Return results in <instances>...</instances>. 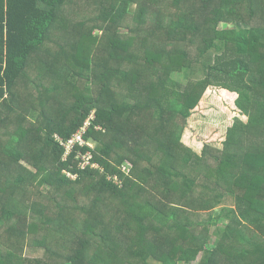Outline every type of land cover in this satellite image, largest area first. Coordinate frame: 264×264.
I'll use <instances>...</instances> for the list:
<instances>
[{
    "label": "trees",
    "instance_id": "trees-1",
    "mask_svg": "<svg viewBox=\"0 0 264 264\" xmlns=\"http://www.w3.org/2000/svg\"><path fill=\"white\" fill-rule=\"evenodd\" d=\"M262 24L264 0H0V264H264ZM211 86L247 120L194 151Z\"/></svg>",
    "mask_w": 264,
    "mask_h": 264
},
{
    "label": "rangeland",
    "instance_id": "rangeland-1",
    "mask_svg": "<svg viewBox=\"0 0 264 264\" xmlns=\"http://www.w3.org/2000/svg\"><path fill=\"white\" fill-rule=\"evenodd\" d=\"M136 5L132 4L131 9L134 11ZM251 26L250 24H248ZM243 24L242 27H248ZM264 26V24H262ZM220 27H241L240 23L222 22ZM221 50L218 53L227 51L229 45L221 43ZM204 70L201 67H196L191 74V78H202ZM185 81V82H184ZM186 84L187 80H183ZM237 93L228 91L219 86H211L204 93L200 103L192 110L191 116L187 120L186 129L183 134V141L194 151L201 152L203 147L208 144L213 147L223 148L227 137L228 129L233 125L237 118L246 121L247 116L242 114L236 106ZM23 163L28 165L25 160ZM29 166V165H28ZM31 168V167H30ZM33 169V168H32ZM34 170V169H33ZM224 208L231 210L235 209V201L231 197H227L223 203L215 208V215L219 216ZM221 216V215H220ZM224 217V215L222 216ZM229 223L228 219H220L216 226L212 227L210 232V242L207 246L212 249L219 237V230L222 231ZM217 233V234H216ZM207 252L201 251L197 260L192 264H202L206 259ZM45 251L39 248H31L26 246L23 252V259L28 261L44 260ZM179 264H185L179 262Z\"/></svg>",
    "mask_w": 264,
    "mask_h": 264
},
{
    "label": "built area",
    "instance_id": "built-area-1",
    "mask_svg": "<svg viewBox=\"0 0 264 264\" xmlns=\"http://www.w3.org/2000/svg\"><path fill=\"white\" fill-rule=\"evenodd\" d=\"M93 118H94V115L92 116L91 119ZM89 124H91V120L88 119L85 122L84 126L81 129H79L76 133H74V135L71 138L67 140H64L62 137L57 135V139L60 141L61 145L64 146V148L66 149V155L69 154L71 151H73L76 145L78 144L84 145L85 143H87L83 137V133L86 131V128L88 127ZM87 163L88 161L82 164V166H85Z\"/></svg>",
    "mask_w": 264,
    "mask_h": 264
}]
</instances>
